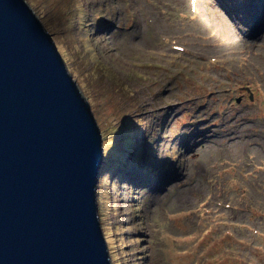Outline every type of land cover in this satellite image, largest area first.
Segmentation results:
<instances>
[{
    "label": "rangeland",
    "instance_id": "374dc122",
    "mask_svg": "<svg viewBox=\"0 0 264 264\" xmlns=\"http://www.w3.org/2000/svg\"><path fill=\"white\" fill-rule=\"evenodd\" d=\"M25 1L100 126L112 263L264 264V0Z\"/></svg>",
    "mask_w": 264,
    "mask_h": 264
},
{
    "label": "water",
    "instance_id": "95a60500",
    "mask_svg": "<svg viewBox=\"0 0 264 264\" xmlns=\"http://www.w3.org/2000/svg\"><path fill=\"white\" fill-rule=\"evenodd\" d=\"M104 160L51 33L25 0H0V264H113L97 198Z\"/></svg>",
    "mask_w": 264,
    "mask_h": 264
}]
</instances>
